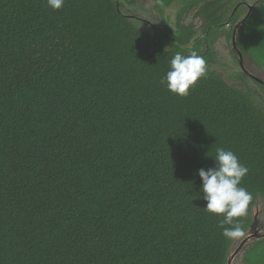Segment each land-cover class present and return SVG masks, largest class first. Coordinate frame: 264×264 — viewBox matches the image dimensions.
<instances>
[{"label": "trees", "instance_id": "obj_1", "mask_svg": "<svg viewBox=\"0 0 264 264\" xmlns=\"http://www.w3.org/2000/svg\"><path fill=\"white\" fill-rule=\"evenodd\" d=\"M240 1L153 0L162 24L144 30L119 0H0V264H228L239 238L205 209L198 170L218 147L239 157L253 200L234 219L252 229L264 102L212 49ZM236 40L264 73V0ZM194 51L206 75L169 92L171 59ZM245 247L241 264H264V238Z\"/></svg>", "mask_w": 264, "mask_h": 264}, {"label": "clouds", "instance_id": "obj_2", "mask_svg": "<svg viewBox=\"0 0 264 264\" xmlns=\"http://www.w3.org/2000/svg\"><path fill=\"white\" fill-rule=\"evenodd\" d=\"M64 3L65 0H47L48 6L53 10L61 9ZM206 72L205 58L195 51L190 55L176 53L161 83L169 92L184 97L189 95L190 89ZM213 158L214 167L198 170L203 199L207 202L205 209L222 217L218 227L222 229L223 236L230 239L240 238L245 235V231L239 220L234 218L246 216L253 200L252 193L241 186L249 169L240 163L239 157L232 150L223 147L216 149Z\"/></svg>", "mask_w": 264, "mask_h": 264}, {"label": "rangeland", "instance_id": "obj_3", "mask_svg": "<svg viewBox=\"0 0 264 264\" xmlns=\"http://www.w3.org/2000/svg\"><path fill=\"white\" fill-rule=\"evenodd\" d=\"M122 4L125 5V7L128 9V14L133 15L137 14L138 16H141V18H146L154 27L160 26L162 24V18L159 16L157 13L153 12V0H129V1H134V3L129 4L127 1L128 0H119ZM257 0H247V11L246 14L249 13L250 11H253V9H256L257 7ZM251 6V8H250ZM180 7L179 3L174 4L171 8H169L166 11L165 18L168 20V22L173 25L175 22V17L176 13L178 11V8ZM255 11V10H254ZM174 26V25H173ZM199 24L197 25V27ZM216 51L222 58V63L223 66L225 67V70H229L232 72V74L239 72L240 67L237 65L235 60H230L228 58V54H226V45L223 40H219L217 42V49ZM244 65V62H243ZM221 66V65H220ZM244 69L248 72H251L253 75L261 78L264 80V73L260 68H258L252 60H247ZM250 83L252 85V88L255 89L256 91H259L262 97V101L264 102V93L259 89V87L255 84L252 83L250 80ZM253 218H254V225L252 229H250L248 232V235H254L253 237L246 239L250 244L257 238L259 237L260 234L264 235V202H260L257 204V206L254 208L253 211ZM250 239V241H249ZM255 242V241H254ZM245 241L238 239L235 242V246L232 248L231 253L229 255V258L233 255V264H241V259H242V254L243 251L246 247H244ZM247 243V242H246ZM248 243V244H249Z\"/></svg>", "mask_w": 264, "mask_h": 264}, {"label": "flooded vegetation", "instance_id": "obj_4", "mask_svg": "<svg viewBox=\"0 0 264 264\" xmlns=\"http://www.w3.org/2000/svg\"><path fill=\"white\" fill-rule=\"evenodd\" d=\"M260 2H261V0H257L256 1V3H257V8H258V6H259V4H260ZM239 5L241 4V5H243L244 6V10L243 11H241V13L238 15V19H237V21L234 23V24H230L229 22H226V23H224V24H222V25H220V27L222 28V30L223 31H232V35L230 36V37H227L226 35H222L221 33V35L216 39V41L213 43V47H212V49L214 50V51H216V49H217V42L219 41V40H223L224 41V43H225V45H226V54H228V58L230 59V60H235L236 61V63H237V65L240 67V71L241 72H243V73H245L250 79H251V81H252V83L254 82V81H257V82H260L261 84H263L264 85V80H262L261 78H259V77H257V76H255V75H253L251 72H247V71H245L243 68H242V66H241V62H240V58H239V56H238V51H240L241 52V49H239V47H238V45H237V40L235 41V36H236V34L234 35V29H235V27H236V25L248 14H246V11H247V6H248V4H247V0H241L240 1V3H238ZM250 8H251V6H250ZM257 8L256 9H253V11H250V13H251V15L252 14H254L255 12H256V10H257ZM255 10V11H254ZM153 12H154V10H153ZM236 12V8H234V11H233V13H235ZM250 15V16H251ZM133 16H134V20L136 21V24L141 28V29H144V30H149V28H151L152 30H155V28L156 27H154L146 18H141V16H138L137 14H133ZM175 21H176V18H175ZM197 21H195V23H196ZM174 24H175V22H174ZM173 24V25H174ZM197 25H198V23H197ZM158 27V26H157ZM237 33V32H236ZM207 45H208V42H207ZM208 49V48H207ZM241 54H242V52H241ZM243 57V56H242ZM242 62H243V58H242ZM223 64V63H222ZM257 66V65H256ZM221 67V66H220ZM224 67H226V66H224ZM243 67H244V65H243ZM258 67V66H257ZM259 68V67H258ZM261 70V69H260Z\"/></svg>", "mask_w": 264, "mask_h": 264}, {"label": "water", "instance_id": "obj_5", "mask_svg": "<svg viewBox=\"0 0 264 264\" xmlns=\"http://www.w3.org/2000/svg\"><path fill=\"white\" fill-rule=\"evenodd\" d=\"M251 15V13L249 12L237 25H236V27H235V29H234V35L236 34V32H237V30H238V27L249 17ZM238 56H239V58H240V62H241V66H242V68L244 69V67H243V62H242V54L238 51ZM245 70V69H244ZM246 71V70H245ZM248 233L249 232H247V233H245V235L244 236H242V237H240L239 239H241V240H244L245 241V243L244 244H242V245H245V244H247L248 245V240H246V239H248V237L249 236H247L248 235ZM254 235H250V237L249 238H251V237H253ZM255 238H257L256 240H254V241H257V240H260V239H263L264 238V235H261L260 234V236L259 237H255ZM249 241H250V239H249ZM253 241V242H254ZM247 242V243H246ZM250 244V243H249ZM246 246V245H245ZM244 246V247H245ZM233 259H234V256L232 255L230 258H229V260H228V264H233Z\"/></svg>", "mask_w": 264, "mask_h": 264}]
</instances>
